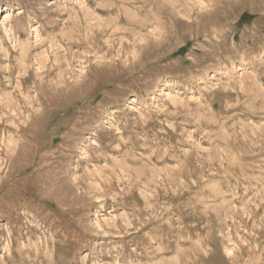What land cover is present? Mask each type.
Wrapping results in <instances>:
<instances>
[{
	"label": "rangeland",
	"instance_id": "obj_1",
	"mask_svg": "<svg viewBox=\"0 0 264 264\" xmlns=\"http://www.w3.org/2000/svg\"><path fill=\"white\" fill-rule=\"evenodd\" d=\"M169 1L0 0V264H264V0Z\"/></svg>",
	"mask_w": 264,
	"mask_h": 264
},
{
	"label": "bare ground",
	"instance_id": "obj_2",
	"mask_svg": "<svg viewBox=\"0 0 264 264\" xmlns=\"http://www.w3.org/2000/svg\"><path fill=\"white\" fill-rule=\"evenodd\" d=\"M175 1H176V0H175ZM175 1L172 2V1L170 0L169 3L172 2V4H173ZM167 2H168V1H167ZM176 3H177V2H176ZM176 3H174L173 5L175 6ZM172 4H171V5H172ZM81 5H82V4H81ZM169 5H170V4H169ZM173 5H172V6H173ZM177 7H178V6H177ZM125 11H126V10H125ZM128 11H129V10H128ZM129 12H130V11H129ZM150 12H151V11H150ZM127 13H128V12H127ZM132 13H133V11H132ZM148 14H149V13H148ZM9 17H10L9 14L5 15V17H4V21H8V20H9ZM135 17H136V16H135ZM135 17L133 18V16H132L133 21H134ZM153 17H154V16H153ZM132 18H131V19H132ZM137 18H138V17H137ZM145 18H146V17H145ZM128 20H129V19H128ZM138 20H139V19H138ZM129 22H130V21H129ZM131 22H132V21H131ZM142 23H143V22H142ZM149 23H150V22H149ZM143 24H144V23H143ZM155 24H156V23H155ZM155 24H154V25H155ZM147 26H148V25H147ZM159 28H160V27H159ZM21 47H22V46H21ZM24 48H25V46H23L22 49H21V55L25 54V49H24ZM27 50H28V49H27ZM27 50H26V52H27ZM24 57H25V55H24ZM23 61H24V60H23ZM39 62L41 63V61H39ZM261 159H262V158H261ZM259 165H260V164H259ZM233 260H234V259H233Z\"/></svg>",
	"mask_w": 264,
	"mask_h": 264
}]
</instances>
